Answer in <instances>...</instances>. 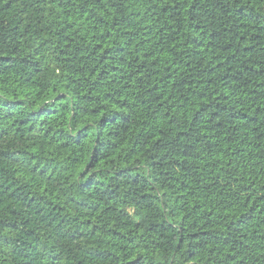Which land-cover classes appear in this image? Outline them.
Listing matches in <instances>:
<instances>
[{
    "label": "trees",
    "instance_id": "1",
    "mask_svg": "<svg viewBox=\"0 0 264 264\" xmlns=\"http://www.w3.org/2000/svg\"><path fill=\"white\" fill-rule=\"evenodd\" d=\"M0 264H264V0H0Z\"/></svg>",
    "mask_w": 264,
    "mask_h": 264
}]
</instances>
